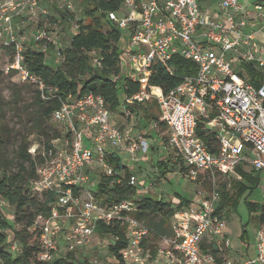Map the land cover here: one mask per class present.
Returning <instances> with one entry per match:
<instances>
[{
  "label": "built area",
  "instance_id": "obj_1",
  "mask_svg": "<svg viewBox=\"0 0 264 264\" xmlns=\"http://www.w3.org/2000/svg\"><path fill=\"white\" fill-rule=\"evenodd\" d=\"M81 1L0 0V51L10 47L16 50L6 73L20 83L35 85L44 99L48 88L28 70L19 42L20 29L35 27V46L41 45L44 51L54 46L62 59L59 49H65V33L54 36L42 20L47 24L51 19L61 21L49 13L52 6L72 19ZM206 2L210 5L204 7ZM108 20L127 36L120 54L121 73L114 81L125 76L141 84L140 92L124 96L122 116L127 123L136 117L137 126L139 112L134 107L146 108L154 101L158 120L152 119L147 129L126 132L123 124H112L116 116L103 97L88 94L61 99L52 115L53 124L62 128L61 137L53 142L51 159L32 184L39 195L55 193L49 215L37 221L41 249L35 264H50L82 252L97 236L98 222L127 225L128 246L120 252L125 264L150 262L152 256L144 244L152 232L134 217L137 199L103 205L96 190L83 194L80 186L88 184L96 161L103 175L112 178L110 186L122 184L125 173L108 165L107 156L127 153L133 160L147 156L155 138H161V124L169 132L167 140L161 139L165 150L173 152L171 162L181 165L185 180L200 187L188 203L174 207V235L159 237L161 247L151 264H216L211 249L204 251L202 245L215 243L221 251L227 236L224 214L217 212L221 202L217 172L227 171L229 176L238 166L249 167L260 183L264 182V83L254 85L248 73L252 68L264 77V2H255L250 9L244 0H122L120 10L109 12ZM254 23L259 27L250 29ZM78 28L73 27V35ZM175 56L194 62L197 73L166 94L162 88L150 86L149 78L156 64L167 65ZM124 59L130 73H124ZM92 63L97 69L102 67L98 56ZM200 122L214 134L216 152L198 136ZM127 183L137 186L138 178L131 175ZM97 184L93 182L91 187ZM140 193L144 197L150 194L148 189ZM163 199L170 200L159 198ZM6 203L0 199L1 211ZM259 207L257 255L239 264H264V204ZM207 233V241H203ZM224 264L235 263L226 260Z\"/></svg>",
  "mask_w": 264,
  "mask_h": 264
},
{
  "label": "trees",
  "instance_id": "obj_2",
  "mask_svg": "<svg viewBox=\"0 0 264 264\" xmlns=\"http://www.w3.org/2000/svg\"><path fill=\"white\" fill-rule=\"evenodd\" d=\"M84 2L87 5L84 12L85 19L79 22L78 32L72 36L70 47L59 49L62 59L57 68L49 64L44 50L31 49L24 53L28 70L43 80L48 91L44 92V99L42 92L38 88L36 89L34 98L36 109L30 123L31 131L23 137L11 156L8 154V143L12 136L8 125L4 122L5 116H0V199L15 209V224L19 227L14 228L8 218L4 217L3 211L0 210V264L36 263L41 249V230L39 226L37 227V221L40 216L47 217L49 215L55 201V193L44 192L39 195L32 190V184L39 180V170L51 159L49 152L53 150V142L61 137V131H56L52 124V115L60 107L61 99L64 100L68 96L79 98L94 94L103 97L108 108L113 113H117L123 106L125 95L131 96L141 91V84L129 81L125 76L114 81V77L121 73L120 54L124 45L121 30L108 20V13L119 11L122 0H84ZM6 50L12 54L16 53L15 47L6 48ZM97 56L102 63V67L99 69L95 68L92 63ZM196 73L197 65L194 62L175 56L167 65L158 63L153 67L149 85L160 87L167 94L186 78L195 76ZM248 73L251 77L250 81L254 85L259 86L264 83V77L252 68L248 69ZM3 74L4 72L0 68V78ZM20 85L30 84L20 83ZM13 87L18 89L20 86L14 84ZM14 97L16 98L14 108H16L21 103L17 91H14ZM0 98H2L1 94ZM134 108L141 117L139 121L137 120L138 128L145 127L144 129H147V124L152 119L158 120L157 104L154 101L146 108L141 106ZM1 109L2 104L0 103ZM161 127L163 128L164 125L161 124ZM197 134L205 140L212 152L217 151L218 145L214 134L208 133L201 122L198 124ZM31 135L45 138V141L41 139V145L36 149L34 155L29 152L31 146L29 137ZM106 162L115 171L124 172L125 179L122 184L110 186L112 178L103 175L95 187L98 200L103 205H111L124 200L137 199L138 211L134 217L145 225L149 222V225L159 232L155 234L151 227L146 225L154 233H152L154 238L165 236L162 231L166 230V218L173 216L176 211L173 209L172 202L141 196L137 186H129L127 180L132 173L119 154L108 155ZM156 165L158 171L156 180L167 179L170 173L169 164L158 161ZM14 168L16 170L12 172ZM172 168L175 167L172 166ZM236 171L251 185V188L240 185V195L248 190L253 191L259 186L260 178L253 170L247 173L242 166H238ZM217 174L221 178L219 180L221 202L217 212L223 213L225 209L235 208L238 201L234 197L235 194L230 191L228 181L225 182L227 171H219ZM178 197L180 198V196ZM188 202L181 201L179 207ZM248 208L250 211L260 209L259 206L252 203H248ZM158 217L160 220L156 221ZM10 231L13 242L19 243L21 248L17 255L9 252L11 245L7 232ZM96 233L116 239L115 244L111 245L109 250L119 260V264H124L120 252L128 246L127 225L123 222H115L110 225L98 222ZM33 239L35 240L32 241ZM144 245L147 246L146 243ZM202 248L204 251L208 248L211 249V252L216 256V264L226 262L220 256L217 244L207 245L204 242ZM151 252L153 256L156 255L155 250ZM72 257L73 255L70 254L66 259H58L50 264H77L75 261H68Z\"/></svg>",
  "mask_w": 264,
  "mask_h": 264
},
{
  "label": "rangeland",
  "instance_id": "obj_3",
  "mask_svg": "<svg viewBox=\"0 0 264 264\" xmlns=\"http://www.w3.org/2000/svg\"><path fill=\"white\" fill-rule=\"evenodd\" d=\"M86 6V3L84 2V0H82L77 6L76 13L72 15V19L70 17L71 15L60 12L56 7L52 6V9H48L49 13H51V15L55 18L58 17L61 21L51 19L47 24L45 20H42L43 24L47 26L48 30H50V32L53 33L54 36H58L60 33H65V37L61 34V38L64 37L63 44L65 48L70 47L71 38L74 32L73 27L75 28V25L79 26V22L85 19L84 12ZM203 6L205 7L208 5L206 3H203ZM34 34L35 27L27 26L24 29H20L19 42L23 46L24 53L31 49L42 50L41 45L35 47ZM126 37V33L122 32V38L124 39L123 45H126L127 43ZM12 59L13 54L11 52L7 51L6 49L0 51V68L4 72L3 76L0 78V94L2 97L0 98V103L2 104L0 116H5L4 122L8 125L9 132L12 136L8 143V154L10 156L13 152L16 151L17 146L21 143L23 137L27 136V133L31 131L30 123L34 116V110L36 109V106L34 105V98L36 96L35 91L37 89V87L33 84L20 85V82L11 73H6V69L9 64H11ZM46 59L50 61L49 64L53 65L55 68H57L60 64L61 59L57 57L54 46L47 48ZM123 62L124 73H130L126 65L128 62L127 59H124ZM14 84L20 87L18 89H14ZM14 91H17L19 93L21 100L19 107L16 108H14V101L16 100V98L14 97ZM113 115H115L116 117L113 118L112 124H123L124 130L126 132H132V129L136 127V117L132 118L134 119L133 124L132 122L127 123V121L122 116L121 111L114 113ZM140 119V115L137 116V120L139 121ZM53 126L55 127L54 129L56 131L62 132L61 126H57L55 124H53ZM48 132L50 131L48 130ZM158 133L159 136L161 138H164L165 140L169 138V132L165 127L162 128L160 126V131H158ZM65 137L66 136L62 134L63 140L65 139ZM29 138L31 140L29 152L34 155L36 149H38L41 145V139L45 141V138L43 136L38 138L37 135H31ZM161 138H155V150L153 151L151 149L147 156L140 155L137 159L133 160L127 153L120 154L125 164L129 168L130 173L138 178V192L148 189L151 195L156 199H175V203H178L179 201L178 196L182 195H187L188 199H192L195 189L200 187V184L188 182L187 180H185L180 174L181 165L179 164L176 165L173 162H170V173L168 175V178L155 181V177L158 174L156 164L158 160L160 161L164 157L163 154L165 151V144ZM168 153L170 156L168 159H171L173 157V152L169 151ZM99 164V161H96L94 164V168L90 170L92 174L95 175H89L87 172L89 178L88 184L86 186L83 184L80 186L81 192L83 194H85L87 191H95L96 188L91 187V184L93 182L97 183L98 181L99 183L101 181L103 176V169H100ZM172 166H174L175 168L173 169ZM142 169L145 170V174H143ZM15 170L16 168H14L12 172H14ZM244 171L250 173L251 169L249 167H244ZM96 176L98 177V179H96ZM220 179L221 178L218 177L217 180L219 190L221 187L219 185ZM226 181H228L229 189L235 194L234 197L236 198V201H238V203L236 204L235 208H230L229 210L225 209V211H223L226 220L227 236L225 237V243H222L220 247V256H222L224 260H230L237 263L238 261H244L248 258H255L257 255V232L259 224H261V207L259 210L250 211L248 208V203L256 204L257 206H261L264 204V182H261L260 186L253 191L248 190L240 195V185L249 188H251V185L246 179H244L239 173H237L236 169L230 171L229 176L227 175L225 177V182ZM151 184H153V186H150ZM141 196H143V194H141ZM3 214L5 218H8L9 222L13 225L14 228H19L15 224V209L12 206L7 204V206H5L4 208ZM159 220V217L156 218V221ZM146 225L150 226L155 234L159 233L153 226L149 225V222H147ZM165 229V231H162L164 235L168 236L171 230V236L174 235L170 218H166ZM7 236L9 244L11 245V247L9 248V252L17 255L21 250L19 243L13 242L11 231L7 232ZM208 236L209 233H207L203 237V241H207ZM34 240L35 239H33L32 241ZM115 242L116 239L113 237H104L98 234L94 237L92 243L89 246H87L82 252L72 254V259L69 258L68 261H75L77 264H118L117 258L114 257L109 250V247L111 245H114ZM155 246L156 240L155 238H153V235H151L148 238L146 247L147 253L152 256V259L150 260V262H148V264H151L153 258L156 257V255L153 256L151 252L152 250H156Z\"/></svg>",
  "mask_w": 264,
  "mask_h": 264
},
{
  "label": "crops",
  "instance_id": "obj_4",
  "mask_svg": "<svg viewBox=\"0 0 264 264\" xmlns=\"http://www.w3.org/2000/svg\"><path fill=\"white\" fill-rule=\"evenodd\" d=\"M255 2H258V1H256V0H244V5L245 6H247V8H250L251 9V6H252V4L253 3H255ZM206 4L209 6L210 5V3L209 2H206ZM259 27V24L258 23H254L253 24V26L250 28V29H257ZM36 47V46H35ZM50 62V61H49ZM133 124H134V121L132 122ZM139 130H141L140 128H138L137 126L136 127H134L133 129H132V132H137V131H139ZM153 151L155 150V146L153 147V149H152ZM169 151L168 150H165L164 151V154H163V158L160 160V161H163L164 163H167V164H169L170 165V162H171V159H168L170 156H169V153H168ZM124 161V160H123ZM159 161V160H158ZM173 161V160H172ZM125 163V162H124ZM174 164H177V163H175V162H173ZM178 165V164H177ZM142 172H143V174H145V170L144 169H142ZM89 175H95V174H89ZM95 178V177H94ZM96 179H98V177L96 176ZM155 181H157L156 180V177H155ZM98 182V181H97ZM141 194V193H140ZM148 196H150V197H153L152 195H151V193L148 195ZM158 200H159V198H158ZM164 200V199H163ZM191 199H188L187 198V195H182V196H180V198H179V201H178V203H175V199H170V200H164L165 202H172V206H173V209H174V207H179L180 206V202L182 201H190ZM173 216H171L170 217V220H171V226H172V221H173ZM69 226H70V223H67L66 224V228L68 229L69 228ZM172 235V230L170 231V234L168 235V236H166V237H170ZM159 237H164V236H158V237H155V240H156V246H155V251L157 252V249L159 248V247H161L160 246V239H159ZM154 238V237H153ZM147 242H148V240L146 241V245H147ZM147 247V246H146ZM157 247V248H156ZM245 260H247V259H245ZM228 261H230V260H228ZM231 262H233V261H231ZM233 263H235V264H239V263H243V261H238L237 263L236 262H233ZM146 264H148V262H146Z\"/></svg>",
  "mask_w": 264,
  "mask_h": 264
}]
</instances>
